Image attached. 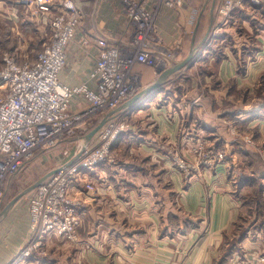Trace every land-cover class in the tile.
<instances>
[{
	"label": "crops",
	"instance_id": "crops-1",
	"mask_svg": "<svg viewBox=\"0 0 264 264\" xmlns=\"http://www.w3.org/2000/svg\"><path fill=\"white\" fill-rule=\"evenodd\" d=\"M186 1L175 9L162 7L158 17L167 45L191 33L184 41L182 58L157 75L149 66L136 65L131 95L95 122L96 127L102 124L100 129L117 120H129L132 125L115 139V159L84 176L96 191L85 189L81 177L73 184V198L84 201L78 230L80 247L57 238L48 241L52 245L49 257L34 255L23 259V264H264V227L259 225L264 213V170L256 161L257 152H264V92L257 96L254 91L256 77L264 70V58L249 61L243 57L247 63L239 65L238 56L224 52L221 58L208 49L206 55L162 80L167 69L191 55L194 45L201 50L208 33L201 36L200 30L206 7L197 17ZM14 2L0 0V22L17 17L20 7H14ZM76 3L83 21L69 45L60 79L69 86L88 82L94 87L96 79L91 76L100 50L98 29L102 26L106 30L110 42L127 44L132 27L126 25L119 0ZM217 9L212 0V22ZM254 18H245V26ZM85 106L83 97L76 95L70 112ZM98 132L88 142L90 132L86 134L82 144L94 148ZM247 138L253 141L247 142ZM201 142L226 150L227 159L214 162L210 169L187 181L174 166L171 151L185 154ZM48 153L53 155L51 150ZM80 157L81 148L58 168L77 163ZM27 163L8 179L6 190ZM34 190L20 198L7 215L0 216V264H13L29 245L30 236V242L36 239L30 233L28 205ZM21 192L4 203L0 215ZM246 213L253 224L249 218L240 224ZM250 226L256 230L247 234ZM235 237L237 242L230 243ZM234 243L239 246L232 247Z\"/></svg>",
	"mask_w": 264,
	"mask_h": 264
},
{
	"label": "built area",
	"instance_id": "built-area-1",
	"mask_svg": "<svg viewBox=\"0 0 264 264\" xmlns=\"http://www.w3.org/2000/svg\"><path fill=\"white\" fill-rule=\"evenodd\" d=\"M127 25L132 27L127 44L110 42L107 32L99 30L100 47L92 78L96 86L84 82L69 86L60 79L67 64L69 45L75 40L83 13L76 0H60L57 5L40 4L44 13H54L50 20L51 38L38 53L35 61L18 63L6 58L0 79L6 83V95L0 100V208L4 205L8 179L20 171L39 148H55L78 130L92 129L98 118L122 104L133 92L136 65H146L157 75L168 64L176 61L182 47L170 49L160 33L158 17L162 7H180L183 0H119ZM261 8L264 0H220L216 28L205 44H212L221 26L231 23L238 10ZM218 26V27H217ZM204 49V50H205ZM80 95L86 106L70 112L74 96ZM127 120L109 122L98 132V144L86 147L77 163L63 165L32 193L29 204L30 228L36 239L20 257H29L30 249L37 247L50 234L69 239L77 236L81 224L83 204L73 199L71 189L83 171L111 160L109 150L117 136L126 131ZM203 156V146L195 147ZM183 156V155H182ZM179 157L174 163L190 175L197 164ZM219 158H223L218 153ZM203 161H200V163ZM206 163V162H205ZM92 191L93 185L88 186ZM23 258V259H25ZM243 264H258L248 262Z\"/></svg>",
	"mask_w": 264,
	"mask_h": 264
},
{
	"label": "rangeland",
	"instance_id": "rangeland-1",
	"mask_svg": "<svg viewBox=\"0 0 264 264\" xmlns=\"http://www.w3.org/2000/svg\"><path fill=\"white\" fill-rule=\"evenodd\" d=\"M14 1L16 2H14L13 6L20 7L17 8L16 11L17 17H13V19L10 21L6 20L4 22H0V71H2L5 68L6 58H14L18 63L36 60L38 53L42 50L45 43H48L51 38L50 20L54 15V13H52L53 10L50 13L42 12L43 10L39 8L40 7L39 3L57 5L60 0H14ZM187 1L189 2L187 4H190L192 8L196 10L195 16L197 17L199 12L202 11L203 7L204 6L206 7L200 25L201 36L202 34L208 32L203 42V44H206L209 41V37L213 33V30L216 28L215 25H216V20L218 18L217 12H215L214 21L212 22V20L209 19V12H210L212 0H187ZM219 2L220 0L216 1L217 6L219 5ZM31 5H34L35 8H32ZM248 16L256 17L253 19L254 21L253 20L250 21L249 27L245 26L244 24V19L247 18ZM82 21H83V17H82ZM262 24L263 26H260ZM126 25H127V20H126ZM219 28L220 30L218 31V34L214 35L213 37L211 46L207 48V50L205 49L206 51L204 50L203 53L207 52L209 49L210 52L215 51L216 53H218V56H220L221 58L224 57L225 55L224 52L231 53L234 56L235 55L238 56L236 57V59L239 65L247 63V61H245L243 57H245V59L249 61L256 60L257 57L264 58V50L261 55L259 56L257 55L258 50L264 48V33H263L264 11L261 8L253 7L251 9H244L242 11L238 10L234 14L231 23L224 26L223 25L221 26V24H219ZM98 30H103V27L100 26ZM190 36L191 33H187L186 37L185 35H183L181 39L175 40L172 46L167 45V47L173 49L176 47V45H179L182 47V51H183L184 41L186 42L190 38ZM182 51L176 54V61L182 58V53H183ZM206 54L207 53H204V55ZM257 84L258 86L254 91L257 96H260L263 94L262 92H264V70L260 72L256 77V85ZM6 91H7L6 83L2 79H0V100L3 97H5ZM126 123H127V127H130V125H132V121L129 120H127ZM241 130L243 131V129ZM89 132H91V129H89L86 132L78 130L77 133L73 134L69 138H66L62 143H60V145H58L55 148H49V149L39 148L36 151H34L33 156L26 165V168H24V170L18 177H15L10 181V185H9L10 188L6 190L5 187L4 203L8 202L11 198H13L23 189H25L32 183L36 182L37 180H39L42 176H44L47 172L51 171L53 168L55 167L58 168V166H60L65 159H67L69 156L73 155L80 148H82L81 145L85 144V143L82 144V139ZM243 136L244 135L241 136L242 139ZM251 140L252 139H248V138L246 139V141L250 143ZM200 144L203 146V151H202L203 156L198 155L197 150L195 149L196 146H193L191 149L187 150L188 152H186L185 154L182 153L181 151H176V150L171 151L170 155L173 159V163H174V158L177 156L179 157V155L180 156L183 155L182 156L183 158L191 161L192 163L195 164L198 163L197 166L195 165L190 169L191 174L186 177L187 181H189L196 174L202 173V170H204L205 168L210 169L214 162L224 163L225 160L227 159L226 150H221L218 148L215 149L213 147L210 148L207 146L205 142H201ZM112 148H113V144L110 148L111 150H109V155L111 157V160H113V158L115 159L114 150ZM50 150L53 151V155L48 153ZM218 153H221L223 155L222 159L219 158V156H217ZM43 156L45 158H43ZM200 161L203 162L200 163ZM256 161L258 165L261 167V169L264 170V152L262 151L257 152ZM98 166L99 165H97L94 169H96ZM174 166L179 169L177 164L174 163ZM179 170L184 175V172L181 169ZM87 174H88L87 171L82 170V174L80 175L82 178L81 184H83L85 189L92 191L88 186L93 184L84 181L85 179L84 176ZM93 189L94 191H96L95 186L93 187ZM31 195H33V193ZM31 195L29 196V204L31 201ZM78 201L82 204L84 203V201H80V200ZM249 215H250L249 213H246V215H244V217L240 219V224H244L245 219L248 220V218L249 220H251L249 223H252V219H250ZM262 217L263 218L261 222H259V225L264 227V213ZM249 223L247 222L246 225H248ZM30 224H31V218H30ZM80 226L81 224L79 225V227ZM78 230H77V236L73 238V240L63 236H59L57 234L48 235V237L42 240V243L39 246L30 249L29 258L34 255L35 257L37 256L49 257V254L51 253L52 245L50 246L48 244V241H53L54 239L57 238H60L63 241L72 244L74 248L76 247L78 249L80 245L77 244L81 243ZM254 230L252 228L248 229L247 234L251 233L252 231L254 232ZM30 233L32 235V231H30ZM31 238L32 237L30 236V240ZM30 240L27 242L29 243V245L32 244ZM44 240L47 241L44 242ZM231 242L232 243L237 242V237L233 239L230 238V243ZM29 245H27V247ZM238 246L239 245H235V243L232 245V247L235 248ZM262 251H264L263 248ZM17 257L13 264H23L22 263L24 262L23 258L25 257H20V259H18Z\"/></svg>",
	"mask_w": 264,
	"mask_h": 264
},
{
	"label": "water",
	"instance_id": "water-1",
	"mask_svg": "<svg viewBox=\"0 0 264 264\" xmlns=\"http://www.w3.org/2000/svg\"><path fill=\"white\" fill-rule=\"evenodd\" d=\"M216 2V0H214V3ZM205 49V44L202 43L201 45V50L198 51V48L196 47V45L193 46V50L191 55H189V57L187 59H185L184 61H181L180 63L175 64L173 67L167 69L161 76V79L164 80L166 79L169 75H171L172 73L180 70L182 67H184L186 64L188 63H192L195 62L203 53ZM102 127L101 125H98L97 127H95L88 135H87V142L92 138V136L94 134H96L100 128ZM87 146V143L85 145V147ZM58 171V169L53 170L51 172H49L48 174H46L45 176H43L40 180H38L37 182L33 183L32 185H30L28 188H26L24 191H22L19 195H17L14 199H12L4 208V210L2 211L1 215L2 217H4L5 215L8 214V212L11 210V208L17 203V201L22 198L25 194H27L28 192H31L32 190L36 189L41 183H43L48 177H50L52 174L56 173Z\"/></svg>",
	"mask_w": 264,
	"mask_h": 264
},
{
	"label": "bare ground",
	"instance_id": "bare-ground-1",
	"mask_svg": "<svg viewBox=\"0 0 264 264\" xmlns=\"http://www.w3.org/2000/svg\"><path fill=\"white\" fill-rule=\"evenodd\" d=\"M86 149V147H85V144L82 146V148H81V155H82V153H83V151ZM42 184V183H41Z\"/></svg>",
	"mask_w": 264,
	"mask_h": 264
},
{
	"label": "trees",
	"instance_id": "trees-1",
	"mask_svg": "<svg viewBox=\"0 0 264 264\" xmlns=\"http://www.w3.org/2000/svg\"><path fill=\"white\" fill-rule=\"evenodd\" d=\"M95 127H96V125H95ZM95 127H93V128L91 129V131H92Z\"/></svg>",
	"mask_w": 264,
	"mask_h": 264
}]
</instances>
